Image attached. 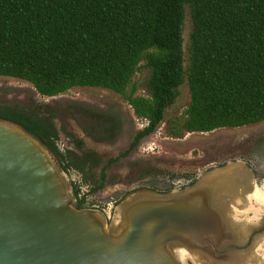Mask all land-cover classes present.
Wrapping results in <instances>:
<instances>
[{
  "label": "trees",
  "instance_id": "16d2710c",
  "mask_svg": "<svg viewBox=\"0 0 264 264\" xmlns=\"http://www.w3.org/2000/svg\"><path fill=\"white\" fill-rule=\"evenodd\" d=\"M142 70L150 71L143 93ZM0 77L26 81L49 98L77 87L119 95L146 122L119 158L162 124L172 140L258 124L264 122V0H0ZM185 82L188 107L165 121ZM0 120L37 137L65 172L76 171L84 182L100 162L92 151L62 153L55 127L37 113L0 108ZM82 145L75 140L78 150ZM104 169L90 193L102 190ZM154 174L161 172H145ZM73 194L84 209L85 196L75 186Z\"/></svg>",
  "mask_w": 264,
  "mask_h": 264
},
{
  "label": "water",
  "instance_id": "95a60500",
  "mask_svg": "<svg viewBox=\"0 0 264 264\" xmlns=\"http://www.w3.org/2000/svg\"><path fill=\"white\" fill-rule=\"evenodd\" d=\"M64 173L37 137L0 120V264H246L264 197L244 164L132 194L110 225L78 209Z\"/></svg>",
  "mask_w": 264,
  "mask_h": 264
},
{
  "label": "rangeland",
  "instance_id": "374dc122",
  "mask_svg": "<svg viewBox=\"0 0 264 264\" xmlns=\"http://www.w3.org/2000/svg\"><path fill=\"white\" fill-rule=\"evenodd\" d=\"M191 29V18L186 9L183 27L186 60ZM149 76V70H142L137 75L141 93L145 91ZM189 102L190 91L185 82L179 88L176 101L167 109L165 121L180 116ZM0 108L33 112L41 119L47 118L57 131L56 145L62 153L70 150L77 154L86 151L98 154L100 162L93 172H86L87 182L76 171L64 174L69 186L77 187L80 194L86 196L85 209L101 213L107 225L117 218L118 208L132 194L152 187L157 191L177 190L178 184L196 180L206 171L230 162L242 163L251 170L264 197V122L207 134H188L183 140L167 138L162 124L131 154L119 158L146 122L137 119L131 107L112 91L77 87L49 98L39 95L26 81L0 77ZM75 140H82L81 150L76 148ZM104 167L102 190L90 193L92 182L97 181ZM148 169L159 170L161 174L145 175ZM171 175L175 178L171 179ZM258 179L263 186H258ZM261 213V218L250 219L256 221L255 227L247 225L246 230L262 227L264 207ZM245 255L246 264H264V232L257 234ZM186 262L184 260L183 264Z\"/></svg>",
  "mask_w": 264,
  "mask_h": 264
},
{
  "label": "flooded vegetation",
  "instance_id": "af4514ba",
  "mask_svg": "<svg viewBox=\"0 0 264 264\" xmlns=\"http://www.w3.org/2000/svg\"><path fill=\"white\" fill-rule=\"evenodd\" d=\"M82 141V140H81ZM195 182V180L191 183V182H182L181 184H178L177 186L179 187L177 190H183V189H185V188H187V187H189L190 185H192L193 183ZM257 183H258V186L259 187H261V186H263L262 185V183H261V180H257ZM78 189V188H77ZM150 190H153V187L150 189ZM153 191H155V190H153ZM157 191V190H156ZM171 191H173L172 189H171ZM157 192H161V193H165L166 191L165 190H161V191H157ZM83 196H85L84 194H80V192H79V198H81V197H83ZM87 207V200H86V196H85V208ZM84 208V209H85ZM253 232V231H252ZM254 232L256 233V234H262V232H264V224L262 225V227H260V228H257V229H255L254 230Z\"/></svg>",
  "mask_w": 264,
  "mask_h": 264
}]
</instances>
